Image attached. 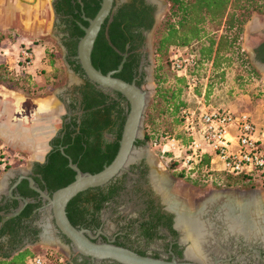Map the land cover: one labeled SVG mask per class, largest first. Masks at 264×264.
Segmentation results:
<instances>
[{"label":"flooded vegetation","instance_id":"obj_1","mask_svg":"<svg viewBox=\"0 0 264 264\" xmlns=\"http://www.w3.org/2000/svg\"><path fill=\"white\" fill-rule=\"evenodd\" d=\"M130 1L114 0V7L111 12L117 6ZM143 2L153 8L151 14L153 24L156 5L148 0H143ZM1 5L0 14L3 11ZM58 5L63 7L64 2L60 1L58 3V0H52L50 5L45 4L41 9L35 10V15L32 17L21 15L18 11L13 14L16 20L12 24H15L14 26L24 34H30L31 36L52 35L56 38L63 50L62 60L66 69L72 72L75 80L67 82V75L65 76L66 81L54 95L59 101L58 106H54V100L48 101L51 104V109L44 115L49 114V116L40 120L32 119L30 116L35 106L31 109L32 111L29 113L26 123L14 121L13 117L18 119L25 117L22 114L21 105V112L17 113L12 110L11 115L4 116L2 126L4 131L0 129V138L8 146L18 149L22 154H27L25 160L28 163L10 173L6 184L0 190V219L18 207L19 201L15 198L26 199L29 201L27 204H38V207L31 212L26 220L21 222V225L28 224L29 231H35V235L33 239L30 234L27 236H21L20 234V242L14 249L23 242L37 241L40 234H42L43 227L49 223L50 228L46 230L48 234L44 235V239L47 240L46 238H48L56 252L62 255L64 264H117L111 261H94L75 252L70 242L54 226L50 212L43 208L46 201L29 189L24 179H21L18 185L11 189V186L20 176H25L32 179L37 189L50 196L53 187L63 182L66 177L73 173L68 167L69 163L75 165L78 170L81 167L93 170L103 164L105 154L110 146L114 144V137L106 129L101 131L100 136H77L80 126L91 125L94 128L96 126L95 121H101L102 118H98L96 114H93L92 108L86 109L85 102L93 96L88 85L92 83L75 70L77 62L73 59L74 56H67L65 44L63 45L64 42L68 41L69 36L65 23L67 16L56 12V6ZM43 15L44 21L47 22L46 25H50L49 28L44 27V23L40 20ZM149 30L139 31L142 39L136 52L138 63L132 81L135 83V80H139L140 76L143 75L140 87L145 83V68L148 66L145 35ZM263 41L264 38H261L260 43L253 50L254 58L259 63L261 62L257 57L256 49ZM92 86L95 91L104 96L106 104L117 103L118 107L125 111L127 103L117 96L118 93L101 90L94 84ZM0 98V110L2 111L7 101L2 103V97ZM51 112L53 113L51 114ZM113 117L114 114H111V118ZM136 142H134L136 148L143 146ZM20 158L23 159V157ZM154 173H159L165 181V196L154 190L151 179ZM236 178L240 179L241 185L209 188L205 192H201L203 188H198L185 181L180 182L178 181L180 178L172 175L169 170H158L155 162L140 157L127 166V172L120 173L103 186L83 191L85 197L73 204L71 214L73 217L80 216L82 222L76 229L87 231L94 243L121 247L137 255L153 259L163 261L174 259L181 262L186 261L185 254L188 243H185L181 238V232L176 226V213L180 208L186 213L193 212L194 214L197 211L201 213L202 222L208 225L210 230L220 238H216V244L214 243L213 246L208 245L205 247L207 252L205 255L209 260H216L217 264H264V237H262L263 239L255 238L248 236L246 233L228 234L226 227L215 216L217 208L200 204L203 197L212 190L255 191L260 203L261 201L264 203V198L260 192L255 188H251L248 184V178ZM23 182H26V188L33 192L34 196L30 198L21 197L22 194L27 193ZM178 186H181V188ZM178 188L180 192H178ZM182 189L188 191V195L183 196L182 191L184 192V190ZM8 191H10L12 197L8 196ZM236 198H239V196L236 195ZM252 198L255 199V197ZM259 200L257 199V201ZM2 208H6L8 212H4ZM187 209L189 212H187ZM259 227L262 229L261 232H264V225ZM7 243V237H0V255L4 253L10 255L14 250H10Z\"/></svg>","mask_w":264,"mask_h":264},{"label":"trees","instance_id":"obj_2","mask_svg":"<svg viewBox=\"0 0 264 264\" xmlns=\"http://www.w3.org/2000/svg\"><path fill=\"white\" fill-rule=\"evenodd\" d=\"M60 1L64 2V6H56V12L67 16L65 23L69 35L68 41L64 42L63 45L65 44L67 56L73 57L77 40L83 34L78 24L82 27L87 26L81 16L92 18L99 8L100 0H58V3ZM165 1L169 4L168 12L155 29L153 36V52L156 62V64L154 63L153 80L156 85V91L148 104L144 116V139L136 142L139 145L153 140H162L170 136L179 138V131L178 134H173L170 130L168 132L166 130L159 131L153 127L152 114L154 113L156 116L167 114L171 118L173 127L179 130L181 126L180 109L192 106L177 99L180 92H187V87L183 77L177 76L170 68L169 56L171 52L179 49L186 50L187 53L192 54L194 56V64L191 68H188L187 74L194 75L198 79L197 70L201 67L210 64V68L212 65V71H215L219 69L220 64L228 65L233 60H239L241 65L247 66L253 71L247 56L241 51L240 47L243 26L252 14L264 17V0ZM113 7L114 3L112 4ZM152 11L153 8L145 5L143 0H131L129 3L117 6L111 12V16L104 21L97 34L90 54L91 65L99 70L101 74H105L108 71L115 70L122 54L126 53L127 57L122 68L114 77L130 83L137 69L138 54L136 52L142 39L139 31H147L151 28ZM256 52L259 61L264 63V41L258 46ZM163 65L166 66V71L169 70L172 74L173 87L163 89L164 79L161 73ZM0 70H5L2 64H0ZM75 70L83 75L78 63L75 64ZM142 78L143 75L140 76L139 80H135L136 86L141 84ZM3 79V75L0 74V81ZM50 80L51 82L61 81V77L57 76L56 79L52 78ZM88 85L93 96L89 101L85 102L86 109L92 108L93 114L102 119L101 121H95L96 126L94 128L91 125L80 126L77 136H100L101 131L106 129L114 137V144L110 146L105 154L102 165L95 167L93 170H87L84 167L79 170L82 173L93 174L109 164L116 153L117 141L119 140L127 112V104L125 111L118 107L117 103L106 104L104 96L100 92L95 91L92 84ZM117 96L122 101H125L119 94ZM159 104H162L163 107H159ZM111 114H114L113 118H111ZM182 142L184 143V139ZM164 158H167L166 165L172 175L184 178L192 185L202 181V178L207 175L214 179V184L217 187H230L235 181L237 182V180H233L236 177L209 171L206 157L201 158L189 170L181 168L179 161L171 159L169 155L164 156ZM261 176L264 177V173ZM72 180L73 173L66 177L63 182L53 187L51 192L64 187ZM23 183L25 189H27L26 182ZM34 195L33 192L27 189V193L22 194L21 197L30 198ZM83 197H85V193L77 194L67 203L65 208L66 217L74 228L80 226L82 219L80 216H72L73 204L77 200L83 199ZM37 207L38 204H27L15 218L6 221L0 227V237H7V244L10 250H13L19 244L20 234L21 236L30 234L31 238L34 239L35 231H29L28 224L21 225V222L26 220ZM2 209L4 212H8L6 208ZM41 255L49 257L54 264H64L62 257L57 252L45 250L41 252ZM34 256L36 255H31L28 249L14 256L4 253L0 255V264H25ZM56 260L58 261L56 262Z\"/></svg>","mask_w":264,"mask_h":264},{"label":"rangeland","instance_id":"obj_3","mask_svg":"<svg viewBox=\"0 0 264 264\" xmlns=\"http://www.w3.org/2000/svg\"><path fill=\"white\" fill-rule=\"evenodd\" d=\"M163 1L166 3V8L159 19L160 21L158 26L162 19L166 16L169 9V4L165 0ZM13 2L15 1L3 0L1 5L3 11L0 14V52L6 51L5 57L0 55V64H2L6 70H0V74H2L4 78L0 81V91H4L1 93L3 97L2 103L7 101L5 105L8 106L15 98L22 99L23 102L21 103V108L22 114L25 117H28L33 107H38L41 103H46L49 108L48 110L39 111V114H42L41 118L36 116V112H33L30 116L32 119L34 118L35 120H40L43 117L49 116V114L44 115V113L49 112L51 109V104L48 103V101L54 100V95L66 81L65 76L67 75V82L74 81L75 78L67 72L66 66L62 60L63 50L54 36H31L30 34H24V32L14 26L15 24H12L15 23L16 20V17L13 15L15 13ZM253 18L256 19L254 21L255 26L250 30V33L245 38L242 32L240 43L241 51L247 56V59L249 50L256 47L260 43L261 38H264V18L260 15L253 16ZM40 20L44 23V27L49 28L50 25H46L47 22L44 21V15L43 17H40ZM247 23L248 21L245 25ZM28 42H31V44L29 43L28 45ZM20 44L23 45V47H30L31 52L33 53L34 62L32 66H35L32 67L30 71H20V67L15 65L17 60L16 54L19 52ZM151 46L150 53H148V66L145 68V71L147 72L150 70L153 77V69L156 64L153 52V37ZM251 67L254 72L247 66L245 67L244 65H241L239 60H233L228 65L222 63L220 64L219 69L215 71H212V65L210 68V64H208V66H203L197 70L199 84L195 90L192 93L182 91L177 99L186 102L190 106H196L197 103H201L207 108H227L233 111L248 112L252 116L251 118L253 120L261 121L262 118L258 112L264 103V74L257 72L252 65ZM161 73L162 78L164 79L162 84L163 89L173 87L174 81L172 74L169 70L166 71L165 65L162 66ZM57 76L61 77V81L57 80L51 82L50 79H56ZM152 85L154 86V95L156 91L154 80L152 81ZM54 106H58L56 101ZM158 106L163 107L162 104H159ZM52 113L53 112H51V114ZM154 115L155 114L153 113V127L157 128L159 131L166 130V132H168L170 130L173 134H178V130L173 127L171 124V118H169L167 114H162L161 116ZM28 120H30V118H28ZM1 139L2 138H0V179L3 175L8 174L9 176L10 173L20 169L25 163H28L25 160V155L27 154H22L18 151V149L8 146L6 142ZM149 151L153 156L152 158H154V162L158 170H168L166 165L167 158L160 157L156 149H149ZM20 157H23V159ZM8 176L5 183L0 187V190L6 184ZM202 179V181L195 184L196 187L203 188V191L201 192H205L209 188H219L214 184V179L211 176L207 175ZM248 179V184L251 188L257 189L264 198V177L253 176ZM233 180H237V182L235 181V183H233L230 187L241 185L240 179L235 178ZM178 181H185L191 184L184 178H180ZM178 187L181 188V186ZM27 249L30 251L31 255L36 256H40L41 252L45 250L56 252L54 246H50L48 244L46 246L36 245ZM60 256L62 257V255Z\"/></svg>","mask_w":264,"mask_h":264},{"label":"water","instance_id":"obj_4","mask_svg":"<svg viewBox=\"0 0 264 264\" xmlns=\"http://www.w3.org/2000/svg\"><path fill=\"white\" fill-rule=\"evenodd\" d=\"M14 1V12L18 11L21 15H30L31 17L35 15V10L41 9L45 4L50 5L52 3V0ZM148 1L155 3L156 10L153 14L152 27L145 35L147 56L148 53H150V49L152 47L151 45L153 33L158 26V23L160 21L159 19L161 18L166 8V3L163 0ZM113 2L114 0H100L99 8L92 18L89 19L81 16V18L87 23V26L82 27L78 24L83 34L77 40L75 55L73 57V59L78 63L83 75L89 82H91L101 90L118 93L125 99L127 103V112L118 140L117 150L113 159L109 162V164L103 166L98 172L93 174L82 173L75 167V165L69 163L68 167L74 173L73 180L64 187L52 192L50 196H47L44 192L37 189L34 186L32 179L25 176H20L11 186V189L15 188L21 179H24L27 182L29 189L37 193L39 197L46 201V204L43 206V208L50 212L53 224L59 231V233L70 242L75 252H77L81 256L88 257L91 260L111 261L117 264H217L216 260H209L207 257H203L201 261H194L186 257V261L181 262L175 261L174 259H172L171 261H163L160 259L140 256L121 247L103 243H94L91 241L89 233L87 231L74 228L66 218L65 207L67 203L77 194L87 189L105 185L120 173L127 172V166L140 157H144L147 160H151L154 162V158H152L153 156L149 151L148 145L146 143H144L141 148H136L134 146V142L138 140L142 141L144 139V114L149 100L154 93V86L152 85L153 77L151 75V71L149 70L146 72L145 83L140 87L136 86L134 81L126 83L114 77V75L121 70L127 56L126 53L122 54L121 60L116 69L108 71L105 74H101L99 70L95 69L91 65L90 54L93 48V44L104 21L110 16ZM2 3L3 0H0V4ZM255 20V18H252L244 26V38L248 36L250 30L255 26ZM254 48L255 47L250 49L248 52L249 62L257 72L264 74V64L259 63L255 60L253 52ZM67 72L73 76L71 71L68 70ZM54 100L57 104H59V101L55 98V96ZM7 176L8 174H5L0 179V187L5 183ZM7 194L8 196L12 197L10 195V191H8ZM236 195L239 196V198L236 199ZM229 196L236 199L237 202L243 201L247 199V197H255V199L257 198L259 200L255 191L235 192L229 190H212L203 197L202 203L200 204H203V206L216 207L217 212L215 216L218 217L221 212V199ZM15 199L19 201L18 207L11 213H8L1 217L0 227L5 221L16 217L21 212L23 207L29 202L28 200L22 198ZM235 204L237 205L238 203ZM261 204L264 207V203L262 201ZM49 228L50 224L48 223L43 227L42 234H40V238L37 241L23 242L10 253V256H14L24 251L25 249L36 245L46 246L48 244L52 246L53 244L50 243L48 238H46L47 240H44V235L48 234L46 230H48Z\"/></svg>","mask_w":264,"mask_h":264},{"label":"built area","instance_id":"obj_5","mask_svg":"<svg viewBox=\"0 0 264 264\" xmlns=\"http://www.w3.org/2000/svg\"><path fill=\"white\" fill-rule=\"evenodd\" d=\"M31 44V42H28ZM5 57L6 51L0 52ZM15 65L20 71H28L34 62L30 47L20 44ZM171 70L186 83L191 93L198 86V78L188 75L194 64V56L186 50L175 49L169 56ZM180 137L153 140L147 145L156 149L160 157L170 156L179 161L180 167L189 170L201 158L208 160V170L230 177L261 176L264 173V103L259 115L261 121L253 120L248 112L227 108H207L201 103L183 107L179 111ZM184 139V143L182 140ZM58 260H56L57 262ZM25 264H54L45 255L34 256Z\"/></svg>","mask_w":264,"mask_h":264},{"label":"bare ground","instance_id":"obj_6","mask_svg":"<svg viewBox=\"0 0 264 264\" xmlns=\"http://www.w3.org/2000/svg\"><path fill=\"white\" fill-rule=\"evenodd\" d=\"M3 92H4L3 90L0 91V97H2L1 93H3ZM21 102H23L22 99L15 98L12 101V103H10L8 106L3 107L2 111L0 110V129L2 131H4V129L2 127L4 116L5 115H7V116L11 115L12 110H14L17 113L21 112V109H20ZM48 108L49 107L46 105V103L45 104L41 103L38 107H35L33 112H36V114H37L36 116L38 118H41L42 114L40 115L39 111L48 110ZM13 119H14V121H17L20 123H26L27 122V117H22L21 119L13 117ZM155 173H156V171H155ZM155 173L153 174V176L151 175L152 176L151 179L153 181L152 182L153 187L155 188L154 190L159 192L161 195L165 196L166 195V194L164 195V191H165V187H166L165 181H164V179H162V177H161V175H159V173H157V174H155ZM178 190H179L178 192H180V189H178ZM182 190H184V189H182ZM184 192L182 191L183 196L188 195V193H187L188 191L184 190ZM168 193H169V191H168ZM160 197H162V196H160ZM236 199H234L231 196L224 197L223 199H221V201H220L221 212L217 218L218 221H220L226 227V231L228 234L246 233L248 236L250 235V236H253L255 238L263 239L262 237H264V232H261L262 229L259 226L264 225V207L262 206L260 201H257V199H253L252 197H250V198L247 197V199H245L243 201H238V202ZM163 200H165V199H163ZM235 203H238V204L236 205ZM169 205H170V203H169ZM172 205L174 206L175 204H172ZM177 208H179V207H177ZM187 212H189L188 209H187ZM176 214H177L176 226H178L177 228H179V230L181 232V238L185 242H188V247H187L186 254H185L186 258L194 260V261H201L203 258V254L205 255L207 253L205 251V249H206L205 247L208 245L213 246L215 241H216V238H218L217 237L218 235L216 236L213 233V231L210 230V227L208 225H205L202 222V220L200 218V216H201L200 212L196 211V213H194V214H193V212L186 213L185 211H183L180 208V209H178V213H176ZM263 231H264V229H263ZM219 232H220V230H219ZM218 239H220V238H218ZM205 257H206V255H205Z\"/></svg>","mask_w":264,"mask_h":264},{"label":"crops","instance_id":"obj_7","mask_svg":"<svg viewBox=\"0 0 264 264\" xmlns=\"http://www.w3.org/2000/svg\"><path fill=\"white\" fill-rule=\"evenodd\" d=\"M253 16H257V14H252V15L250 16L249 19L251 20V19L253 18ZM251 17H252V18H251ZM262 18H264V17L262 16ZM249 19H248L247 21H250ZM247 21H246V22H247ZM244 26H245V24H244ZM244 26H243V28H244ZM39 58H40V57H39ZM36 63H37V62H36ZM34 66H35V65H34ZM34 66H32V67H34ZM32 67H31V68H32ZM31 68H30V69H31ZM30 69H29V71H30ZM30 73H31V72H30ZM258 113H259V112H258Z\"/></svg>","mask_w":264,"mask_h":264}]
</instances>
